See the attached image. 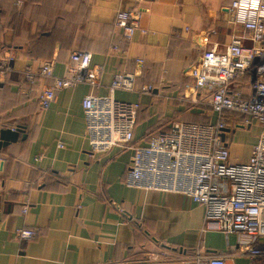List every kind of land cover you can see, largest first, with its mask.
<instances>
[{
	"label": "crops",
	"instance_id": "0c3cea01",
	"mask_svg": "<svg viewBox=\"0 0 264 264\" xmlns=\"http://www.w3.org/2000/svg\"><path fill=\"white\" fill-rule=\"evenodd\" d=\"M232 1L0 0V55L15 57L0 85V129L24 127L0 149V264H199L197 254L214 253L231 254L227 264H252L232 255L238 235L205 229L204 206L188 195L126 184L133 150L93 153L82 106L90 93L109 94L114 76L126 72L134 90L113 96L140 103L133 144L174 121L214 122L190 70L206 51L246 35L228 10ZM129 10L141 19L127 42L116 17ZM73 50L90 52L92 66L102 67L100 86L62 89L42 108L38 97L51 79L32 86L25 70L53 60L61 76ZM260 131L255 123L226 129L231 162L249 158ZM21 228L37 234L18 239Z\"/></svg>",
	"mask_w": 264,
	"mask_h": 264
},
{
	"label": "built area",
	"instance_id": "2783aa9c",
	"mask_svg": "<svg viewBox=\"0 0 264 264\" xmlns=\"http://www.w3.org/2000/svg\"><path fill=\"white\" fill-rule=\"evenodd\" d=\"M228 10L246 35H232L224 51H206L190 70L194 89L209 97L214 122L174 121L169 130L150 135L146 144H133L140 103L113 96L116 89L134 90V74L126 72L114 76L109 94L90 93L82 106L93 153H108L116 147L133 150L126 184L188 195L204 206L205 229L238 235L233 256L264 264V0H233ZM140 19L139 11L118 12L116 25L125 41L133 39ZM245 38L251 46L244 44ZM14 60L13 55H0V85L14 70ZM101 73V66H92L90 52L73 50L63 75H55L54 61L46 60L37 71L26 69L25 77L32 86L39 78L51 79L38 97L46 109L62 89L82 83L99 87ZM246 76L250 78L244 81ZM143 90L151 93L154 86ZM254 123L261 131L251 155L244 162H231L224 140L226 129L249 128ZM36 234L29 228L15 233L23 240ZM230 255L197 254V261L227 264Z\"/></svg>",
	"mask_w": 264,
	"mask_h": 264
},
{
	"label": "water",
	"instance_id": "95a60500",
	"mask_svg": "<svg viewBox=\"0 0 264 264\" xmlns=\"http://www.w3.org/2000/svg\"><path fill=\"white\" fill-rule=\"evenodd\" d=\"M24 130L21 126L15 128H1L0 129V149L8 146L12 142H16L19 139L20 133ZM26 137V135H23Z\"/></svg>",
	"mask_w": 264,
	"mask_h": 264
},
{
	"label": "trees",
	"instance_id": "16d2710c",
	"mask_svg": "<svg viewBox=\"0 0 264 264\" xmlns=\"http://www.w3.org/2000/svg\"><path fill=\"white\" fill-rule=\"evenodd\" d=\"M21 126V125H20ZM22 127V126H21ZM23 128V130H24V127H22Z\"/></svg>",
	"mask_w": 264,
	"mask_h": 264
}]
</instances>
